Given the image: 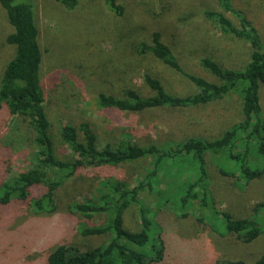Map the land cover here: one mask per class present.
<instances>
[{
    "label": "rangeland",
    "instance_id": "obj_1",
    "mask_svg": "<svg viewBox=\"0 0 264 264\" xmlns=\"http://www.w3.org/2000/svg\"><path fill=\"white\" fill-rule=\"evenodd\" d=\"M117 1L124 6L120 15L109 7L107 0H81L74 9L56 0H34L42 50L45 108L60 156L67 151L59 143L57 134L67 122L91 121L100 144H104L120 138L123 132L130 133L140 143L179 141L190 136L212 138L243 118L241 99L235 93L188 107L161 106L143 111L99 107L97 97L101 92L119 96L124 88L133 87L144 95L151 94L144 82L147 72L160 78L177 95L196 91L192 81L151 52H138V44L150 42L155 30L161 32L186 70L211 81L218 79L200 64L202 57L210 56L225 66L237 68L244 67L250 58V44L246 40L223 34L218 25L206 18V9L220 8L218 0ZM234 3L254 20L264 40V0H234ZM226 14L239 24L234 14ZM12 30L0 4V78L14 53V47L6 43V36ZM259 94L264 118L263 84ZM11 120L6 109L0 111V182L32 165L25 128L18 131L19 125H12ZM206 158L213 174L216 207L236 217L253 215L255 206L264 203V174L245 184L218 172L217 167L231 170L230 160L210 153ZM149 164L147 158L80 169L67 176L57 189V207L51 213H36L31 207V197L44 189L41 184L31 188V196L24 202L0 204V264H47V256L57 244H75L85 250L107 241L109 233L82 235L78 230L81 223H105L107 213L88 218L72 211L70 205L96 194L99 180L104 178L120 177L135 183ZM174 191L175 186L166 193ZM140 197L151 208L153 220L161 227L171 248L159 264H213L227 259L254 261L263 252L264 231L251 242L242 241L234 233L221 234L223 224L219 219L214 220L210 211L202 213L199 200H195L187 216H182L172 196L164 202L145 190ZM124 222L129 229H140L136 205L126 210ZM261 226L264 230V225ZM155 237L156 231L152 229L150 242L140 249L151 254L153 245H157Z\"/></svg>",
    "mask_w": 264,
    "mask_h": 264
},
{
    "label": "trees",
    "instance_id": "obj_2",
    "mask_svg": "<svg viewBox=\"0 0 264 264\" xmlns=\"http://www.w3.org/2000/svg\"><path fill=\"white\" fill-rule=\"evenodd\" d=\"M56 1L74 9L81 0ZM107 3L116 14L123 13L124 6L117 0H107ZM0 4L13 27L6 36V43L14 47V53L5 64L0 78V111H8L12 116V125H19L18 131L21 127L25 128L32 158L29 168L0 182V204L10 206L24 202L31 196V188L41 184L44 189L39 195L31 197V207L36 213H51L57 207L56 191L67 176L83 168L150 159V164L135 183L120 177L104 178L99 180L96 194L70 205L72 211L88 218L97 213H107L105 223H81L78 230L82 235L109 233V239L85 250L75 244H57L47 256V264L162 262L171 248L161 233V227L154 222L151 208L140 197L145 190L164 202L172 196L182 216H187L195 200H199L201 212L210 211L213 219H219L223 224L221 234L234 233L242 241L251 242L263 233L264 203L257 204L253 215L247 217H236L230 211L216 207L211 182L213 174L206 158L210 153L213 157L219 155L230 160L232 169L217 167L218 172L245 184L264 174V118L259 94L261 84L264 85V40L254 20L237 7L234 0H218L220 8H208L204 14L220 27L223 34L250 44V58L244 67L225 66L213 57L204 56L200 64L218 81L191 73L182 66L161 32L155 30L150 42L141 41L138 44V52H151L169 68L192 81L196 91L177 95L170 92L160 78L147 72L144 82L151 89V94L144 95L136 88L127 87L119 96L99 93L97 104L115 110L143 111L161 106H196L235 93L241 99V120L212 138L190 136L179 141L140 143L130 133L123 132L120 138L104 144H100L98 132L91 121L67 122L62 124L57 134L59 143L67 151L63 156L57 153L56 135L45 108L46 92L41 83L42 50L34 0H0ZM226 12L234 14L239 24ZM174 186L176 191L166 193ZM131 205L137 206L140 217L138 230L129 229L124 222V214ZM152 229L156 231L157 245H153L150 250L153 252L149 254L140 247L150 242ZM213 264H264V249L254 261L227 259L216 260Z\"/></svg>",
    "mask_w": 264,
    "mask_h": 264
}]
</instances>
